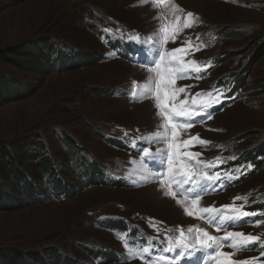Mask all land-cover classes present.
I'll use <instances>...</instances> for the list:
<instances>
[{
	"label": "rangeland",
	"instance_id": "obj_1",
	"mask_svg": "<svg viewBox=\"0 0 264 264\" xmlns=\"http://www.w3.org/2000/svg\"><path fill=\"white\" fill-rule=\"evenodd\" d=\"M172 3L182 11L173 14L171 4L154 7L152 0L147 3L140 0H0V186L7 194L21 200L10 172L11 159L5 157L8 152L22 174L28 173L25 176H30L34 182L41 179L37 159L32 160L33 151L27 146L31 136L45 139L52 158L58 163L64 162L63 175L57 177L62 180L65 177L71 183L60 135L90 153L95 161L114 167L115 159L122 155L109 143L102 142V133H111L113 125L143 133L158 126L161 120L156 115L154 99H133L129 92L133 81L142 83L149 75L154 76L148 73L143 61L152 59L160 47V25L176 22V16L181 17L182 25L189 12L198 19L183 33L188 39L202 43L203 47L193 58L200 66H206V71H200L201 79L177 84L179 88L186 87L185 93L178 94L177 102H184L187 96L188 103L193 95L205 90L212 93L211 97H206L210 101L218 97V102L212 106L223 108L213 116L211 123L187 130L211 142L204 146L198 160L204 164L220 156L219 147L239 145L252 151L264 145V56L259 57L254 50L256 43L264 39V0H173ZM89 25L95 29L98 25L127 31L130 35L132 32L141 34L143 53L136 52L130 64L114 58L99 42L100 30L95 34ZM233 26L240 28L234 39L224 36L218 39L212 35V31L225 35ZM148 37L155 43H144ZM58 43H61L59 47L69 46V50L57 48ZM22 46L27 49L37 46L43 59L33 53L26 57L7 56L8 50H19ZM227 51L229 57L223 61L221 55ZM61 54L65 61L58 65ZM215 55L218 66L212 62ZM227 74L246 79L241 87V98L221 105V95L214 92L213 87L216 80ZM123 155L130 175L147 183L154 180L156 167L151 160L143 156L132 160L130 155ZM158 185L150 183L129 190L94 187L76 193L63 204L44 202L11 210L0 208V264H36L35 259L40 260L39 264H64L62 256L70 253L77 257L72 258L76 264H100L79 248L83 246L79 242L88 243L84 247L97 246L111 253L120 252L121 246L111 231L91 225L96 218L104 222L110 217L137 224L141 217H149L148 227H145L149 237L145 238L150 242V250L146 257L159 255L166 240L176 237L181 227L190 240L194 235L188 234L187 229L198 219L186 215L185 206L194 211L207 206L219 210L223 205L236 207V203L239 208L245 201L243 197L250 202L260 201L264 169L224 193L207 191L198 206H193L190 200L178 204L176 199L164 196ZM178 194V198L184 200V196ZM234 197L241 199L234 201ZM224 214L237 215L228 210ZM241 221L245 227L225 223L222 231L264 239L263 222L251 224L247 216ZM252 248L249 244V249ZM193 249L185 250L183 257L178 255L180 249L166 253L169 264H178L191 255ZM57 250L58 256H52ZM233 251L228 247L227 253ZM257 252L239 250L233 258L244 261L255 257L257 264H264L262 245ZM103 264H143V261L138 256L130 257L127 251L119 263L106 261Z\"/></svg>",
	"mask_w": 264,
	"mask_h": 264
},
{
	"label": "snow or ice",
	"instance_id": "obj_2",
	"mask_svg": "<svg viewBox=\"0 0 264 264\" xmlns=\"http://www.w3.org/2000/svg\"><path fill=\"white\" fill-rule=\"evenodd\" d=\"M140 2L147 3L148 0H140ZM152 3L154 7L171 4L173 14L182 11L177 5L172 3V0H152ZM180 19L181 17L176 16V23H164L160 25L158 29L161 36L159 41L160 47L152 59H145L143 61L148 73H154V76L149 75L142 83L133 81L129 94L133 99L137 100L142 98L154 99V107L157 109L156 115L161 118V123L149 135L146 142H164L167 144L166 149H157L156 153H152L147 147H140L137 155H142L144 159L162 165L164 170L156 171L153 174V179L158 181L164 196L176 199L178 204H184L185 201L190 200L193 206H198L202 195L208 191L210 186L222 179L231 180L238 177H233L230 174L222 176L218 172L213 174H207V172L198 174L195 165L202 163L198 160L201 153H193L186 149L195 144L208 145L211 142L201 139L198 134L187 140L180 139L179 130L191 128L196 123V116H201L202 119L204 116H207L208 119H211V115L206 110L212 106V103L218 102L217 97L211 103L189 105L186 102L187 96L184 102H177L178 94L185 93L186 87H173L175 81L190 78L193 72L197 73V78L199 79L202 77L198 73L202 70L206 71V66H200L198 61H187L185 59L190 51H199L203 45L194 44L189 39L184 42V45H187L186 47L182 45L175 49L166 50L165 45L169 41L175 42L183 28L193 27L198 18L189 12L184 18L182 26L179 23ZM129 39L131 41H138L140 37L131 36ZM150 42L155 43L151 37H148L144 41V43ZM189 64L195 67H188ZM220 95H223V93H220ZM211 96L212 93H196L193 100ZM178 140L179 143H177ZM133 146H136L135 141ZM216 159L222 162L221 158L217 157ZM212 166L208 164L205 165V168ZM236 171L240 172L241 170L237 168ZM177 192L184 196V200L178 198ZM237 199H241V197L233 198L234 201ZM243 199L246 201L247 197H243ZM225 210H228L229 213H239V215L224 214ZM184 211L190 217L204 219L208 224L215 227L216 231H222L225 223L239 221L243 217L254 214L243 211L234 205H223L219 210L215 206L197 207L195 211L185 206ZM256 223L258 224L259 222ZM151 226L153 228L156 227L155 224ZM156 230L159 232V229ZM187 233L194 234L191 240L181 227L178 230V235L166 240V246L162 247L160 249L161 254L156 256L146 257V254L149 252L148 248L136 250L130 248L127 243H125V246L129 247V256H138L143 261V264H169V257L166 253H172L176 249H180L178 255L183 257L185 250L189 248H194L197 251L205 248L210 250L214 258V264H256L258 258L254 257L249 260L236 261L232 259V256L236 251L247 250L249 243L258 240V237L238 232H226L223 237H216L211 235L207 230L195 225L189 226ZM193 241H195L194 244ZM225 243L234 249L232 253H225L221 250V245ZM261 255H264V245H262ZM193 264H198V261H194Z\"/></svg>",
	"mask_w": 264,
	"mask_h": 264
},
{
	"label": "trees",
	"instance_id": "obj_3",
	"mask_svg": "<svg viewBox=\"0 0 264 264\" xmlns=\"http://www.w3.org/2000/svg\"><path fill=\"white\" fill-rule=\"evenodd\" d=\"M11 1H15V0H11ZM88 27L95 34H96L97 30L101 31V28L95 29V27L93 28L90 25ZM239 30H240V28H237V26H233L232 28H230L226 32L227 34H225V35L224 34H222V35L218 34V35L221 36L222 38L224 36V37L229 38L231 40V39H234L237 35H239V32H240ZM49 45L51 46V47H49V49L51 48V51H52L53 50L52 44L50 43ZM59 45H61V43H58L56 47L57 48H64L67 50H69V48H70L69 46H66L65 44H63L61 47H59ZM36 47L37 46H33L31 49H27V48L22 46L19 48V50H17L16 48L11 49V50H8L7 56H9V55H21V56L26 57L28 55H31V53H33V55H35L37 58L42 60L43 55L38 52ZM254 50L259 55V57L264 56V39H261L256 43ZM229 54H230L229 51L224 52V54L221 55V59L223 61H225V59H227L229 57ZM64 57L65 56L63 54H61V56L58 57V61H57L58 65L60 62L64 63V61H65ZM235 77L238 78L242 83L245 82L246 78L244 76H241L242 78H239L238 76H235ZM0 95L2 96L1 93H0ZM103 95H106V92L103 93ZM105 133H107V132H104L100 135L102 142H103V135ZM64 138L65 137L62 136V141ZM42 139H44V138L31 136V141L29 143H27L29 151H33L32 153H30V157L32 158V160L37 159V161H36L38 163L37 168L41 174V179L38 182H34L30 176H25V174L29 175L28 173L25 172V174H22L23 171L20 172L21 170L18 168L16 163L13 162L14 160L12 158H10L11 155L9 152L5 155V157L11 159V162H9L10 168H11L10 172H11V175L14 179L16 189L19 191L20 196H21V200H23V202H21V200L14 199L16 201V204L13 206L14 202H12V201L9 202L10 200H12L11 196L6 193L5 189L2 186H0V208L1 209L11 210V209L19 208V207H25V205L42 204L44 202L63 204L64 202H66L70 198L75 197L76 193H79V192L84 191V190H89V189H87V187L80 185V183H82L83 181L79 180L78 178H75L72 173L69 174V176L71 178L70 182L72 184L69 183V181H67V179L65 177H63L64 180L57 177V175H63V172L61 169L65 167L64 162H61L58 160L59 161V163H58L57 160L52 158V153L50 151L49 144L46 141L43 142ZM262 140L264 143V137L262 138ZM65 142L67 143V150L68 151H73V153H77L80 150L77 148V146H75L72 142H70V140H68V138H65ZM260 146H261V144L259 146H257L256 148H252V151H248V152L245 151L246 154L243 157L245 160L253 161L255 163V165H256L255 174H257L256 173L257 170L263 171V169H264V145L262 147H260ZM239 147L240 146L238 145L237 149H239ZM31 148H33V149H31ZM240 148H242V147H240ZM243 148H247V147H243ZM44 154L46 156H44ZM257 156L258 157L260 156V157L257 158ZM66 157H67V155H66ZM78 160L81 161V165L83 166L82 170L86 176L85 180H87L88 178H89V180H93V178L90 177V175H89L90 173L88 172V169H87L88 167H86L87 163L83 160V157L82 156L78 157ZM91 167L95 168L94 165H91ZM57 169H60L61 172L57 173L56 172ZM45 176H47L48 178L43 180V178ZM28 179H31V182H29ZM43 183H47L49 185L54 186L55 190L61 194L62 200L52 196L51 194L47 193L46 191H42V184ZM115 187L120 188V186L118 184ZM262 193L264 195V191H262ZM263 201H264V199L261 202H263ZM258 206L260 208H264V204H259ZM92 223H93L92 227L95 228L94 222H91V225H92ZM79 243L81 245H83V246H80L79 248H81V250L84 249L86 251V253L89 254V256H91L92 252L88 251V249L86 247H84V244H88V243H86V242H79ZM58 254H59V252L57 250V251H55L54 254H52V256L56 257V256H58ZM72 258L76 259L77 257L73 256V254L70 253V255L62 256L61 259H62V262H64V264H73L74 262H73ZM55 260L56 259H54V261ZM59 260H60V258H59ZM33 261H35L36 264H39V262H40L39 259H35Z\"/></svg>",
	"mask_w": 264,
	"mask_h": 264
},
{
	"label": "built area",
	"instance_id": "obj_4",
	"mask_svg": "<svg viewBox=\"0 0 264 264\" xmlns=\"http://www.w3.org/2000/svg\"><path fill=\"white\" fill-rule=\"evenodd\" d=\"M31 149H33V148H31ZM11 199L12 200H10L9 202H11V201L14 202V204H13V206H14L16 204V201L14 200L13 196H11Z\"/></svg>",
	"mask_w": 264,
	"mask_h": 264
},
{
	"label": "bare ground",
	"instance_id": "obj_5",
	"mask_svg": "<svg viewBox=\"0 0 264 264\" xmlns=\"http://www.w3.org/2000/svg\"><path fill=\"white\" fill-rule=\"evenodd\" d=\"M140 71V70H139Z\"/></svg>",
	"mask_w": 264,
	"mask_h": 264
}]
</instances>
